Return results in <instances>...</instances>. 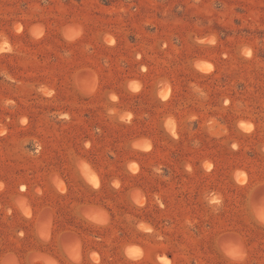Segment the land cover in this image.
<instances>
[{
	"label": "rangeland",
	"instance_id": "374dc122",
	"mask_svg": "<svg viewBox=\"0 0 264 264\" xmlns=\"http://www.w3.org/2000/svg\"><path fill=\"white\" fill-rule=\"evenodd\" d=\"M5 41L0 166L88 200L87 264H264V0H0Z\"/></svg>",
	"mask_w": 264,
	"mask_h": 264
},
{
	"label": "crops",
	"instance_id": "0c3cea01",
	"mask_svg": "<svg viewBox=\"0 0 264 264\" xmlns=\"http://www.w3.org/2000/svg\"><path fill=\"white\" fill-rule=\"evenodd\" d=\"M67 152L72 154V150ZM53 168L54 173H61L60 165ZM76 170L72 169L71 173ZM18 173L19 169L14 166H0V183L4 185L0 190V264H48L49 261L54 264H87L84 235L73 225V217L63 212L66 208L76 217H85L87 210H81L79 205L88 200L80 199L81 202L68 194L63 197L59 192V200L49 203L44 195L52 194L44 179L40 193L35 194L28 182L22 191L20 178H11ZM101 184H105L103 180ZM144 254L142 249L141 256ZM77 255L80 260L73 259ZM7 256L9 258L5 260ZM145 263L159 264L156 258Z\"/></svg>",
	"mask_w": 264,
	"mask_h": 264
},
{
	"label": "clouds",
	"instance_id": "9594fccd",
	"mask_svg": "<svg viewBox=\"0 0 264 264\" xmlns=\"http://www.w3.org/2000/svg\"><path fill=\"white\" fill-rule=\"evenodd\" d=\"M21 31H22V27L18 25L16 27V32L20 33ZM33 34L36 35L38 38L42 37L44 35L42 28L35 29ZM79 34H80V32H77V35H79ZM108 42L109 43H114V40L111 37H109L108 38ZM203 42L204 41H200V43H203ZM215 42L216 41H215L214 38L208 41V43H211V44H215ZM11 51H12V48H11V46L9 45V43L7 41H5L2 44H0V53L11 52ZM245 55L250 58L251 55H252L251 50L246 49L245 50ZM203 70L205 72H211L213 70V67H212L211 64H206L204 66ZM49 95H51V93H49ZM112 99L116 100L117 97L112 96ZM9 103H11V101H9ZM227 103H228V101H225V104H227ZM23 122L26 123L27 121L24 120ZM169 127H171V121H169ZM242 127H244L245 131H247V132H251L252 128H253V126L251 124L242 125ZM3 134H4L3 132H0V135H3ZM173 135H175V133H173ZM233 147L235 148L236 146L233 145ZM131 167H132V171L133 172L137 171L138 166L136 164H132ZM206 167H208L210 169L211 165H206ZM157 171H159V170H157ZM241 175H244V174H241ZM93 182L95 183V178L94 177H93ZM242 183H243V181H242ZM96 186L99 187L98 184ZM115 186L119 187V183L116 182ZM3 187H4V185L2 183H0V190H3ZM21 190L22 191L24 190L23 187H22ZM137 203L142 205L144 203V201H143V199H138ZM213 203L218 204V203H220V201L219 200H213ZM261 219H264V213H262ZM139 227L141 229H143L145 232H151L152 231V229L150 227H146L143 223H141L139 225ZM129 255L134 257L135 259H140L142 253H141V251L138 248H135V249L130 250ZM228 255L231 256L237 262V264H242V262L245 259V253L239 247L233 248L231 251H229ZM73 259H79L78 255L74 256ZM93 259H95V254H93ZM157 259L160 261V264H170V261L166 257H157ZM48 264H54V262L53 261H49Z\"/></svg>",
	"mask_w": 264,
	"mask_h": 264
},
{
	"label": "bare ground",
	"instance_id": "6f19581e",
	"mask_svg": "<svg viewBox=\"0 0 264 264\" xmlns=\"http://www.w3.org/2000/svg\"><path fill=\"white\" fill-rule=\"evenodd\" d=\"M90 181V180H89Z\"/></svg>",
	"mask_w": 264,
	"mask_h": 264
}]
</instances>
